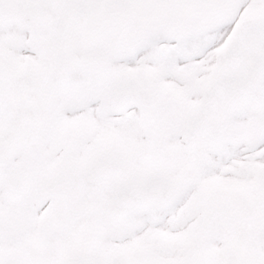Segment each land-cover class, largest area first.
<instances>
[{
	"label": "snow or ice",
	"instance_id": "obj_1",
	"mask_svg": "<svg viewBox=\"0 0 264 264\" xmlns=\"http://www.w3.org/2000/svg\"><path fill=\"white\" fill-rule=\"evenodd\" d=\"M0 264H264V0H0Z\"/></svg>",
	"mask_w": 264,
	"mask_h": 264
}]
</instances>
